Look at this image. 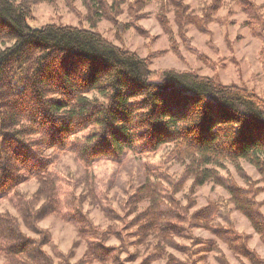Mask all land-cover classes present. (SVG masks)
<instances>
[{
	"label": "trees",
	"instance_id": "1",
	"mask_svg": "<svg viewBox=\"0 0 264 264\" xmlns=\"http://www.w3.org/2000/svg\"><path fill=\"white\" fill-rule=\"evenodd\" d=\"M72 1L65 0V4L71 6ZM155 1L159 3L157 20L163 28L169 31L167 13L171 9L181 41H189L184 26L197 20L189 15L187 0H131V20ZM39 2L47 1L0 0V204L7 202L15 212H0V235L18 241L8 251L20 264H52L40 247L49 243L50 236L40 231L37 222L58 206L55 186L59 181L50 170L61 157L78 153L90 164L101 153L121 161L127 155L154 157L165 149L161 163L145 165L143 184L131 199L134 206L148 204L131 221L135 231L109 227L107 232L130 246L147 247L153 242L156 251L141 264L164 256L162 244H169L173 237L192 239L193 254H199V260L217 250L216 242L220 241L235 256L264 264L249 247L250 235L239 232L233 222L216 224L221 209L218 203L194 210L197 188L210 183L221 186L233 210L248 221L264 245V201L257 199L264 186H256L239 165L241 161L248 163L264 179L262 99L246 88L221 85L189 71H158V80L150 81L149 57L141 58L94 31L103 18L117 23L115 16L123 0H80L91 23L89 29L45 25L33 30L27 19L31 6ZM220 6L219 0H213L208 12ZM254 7L249 5L245 11ZM114 26L117 32L124 30ZM134 27L141 33L142 29ZM184 47L197 53L189 44ZM174 53L182 59L177 49ZM160 77H164L163 83ZM42 154L48 159H40ZM170 163L183 168L173 181L166 178L165 166ZM226 163L236 167L245 186L232 177L219 176ZM30 181L38 188L27 198L18 190ZM188 182L187 204L183 206L178 195ZM41 198L49 202L35 210ZM80 222L85 225V236L97 235L89 226L91 221ZM193 229L208 231L216 240L195 238ZM32 233L43 239H35ZM123 243L119 248L91 243L78 264H91L93 259L104 264L113 259L110 253L123 251ZM68 257L73 258L72 250ZM133 258L131 254L125 261ZM170 264L185 261L170 257Z\"/></svg>",
	"mask_w": 264,
	"mask_h": 264
},
{
	"label": "rangeland",
	"instance_id": "2",
	"mask_svg": "<svg viewBox=\"0 0 264 264\" xmlns=\"http://www.w3.org/2000/svg\"><path fill=\"white\" fill-rule=\"evenodd\" d=\"M47 2H39L31 6V16L27 19V24L31 29H39L45 25H56V26H71L77 28L89 29L91 23L86 18V9L82 6L80 0L72 1L71 6L65 4V0H46ZM124 4L119 14L115 16L117 25L123 27L124 30L116 31V27L106 19H101L94 27V31L102 35L107 41L113 43L114 45L123 48L125 50L134 52L141 58L149 57L151 59L150 70L152 71L151 76L149 77L150 81H157L158 76L156 72L162 70H176V71H189L201 77H207L218 81L221 85H237L239 87L246 88L250 92L254 93L258 98L262 99L264 91H258L260 85L256 84L255 86L248 83V77L243 74L241 65L242 61H245L246 58L251 57L255 54V50L260 49V42L253 41L251 45L245 43L247 36L242 35L239 30H235L236 21L228 20L227 17L232 15V6L235 3V0H219L220 8L214 12H208L207 7L213 2V0H187L185 3L189 7V15L194 17L197 22L195 24L185 25L184 36L189 41H181L179 32L176 26L174 13L170 9L167 13V19L169 23V31L167 32L163 25L157 20L159 13V3L158 1L150 3L146 8L138 11V17L135 21L130 18V11L128 9L129 2L131 0H123ZM52 5H55V10L62 13V15L56 16V23H47L46 21L53 19L51 13L53 11ZM62 5V7H61ZM195 5V7H193ZM264 7V4L261 5ZM76 10V15L73 14ZM197 13H202V15H197ZM247 21L244 23L246 24ZM134 23V24H133ZM227 25L225 32L223 33V38L218 36L219 27ZM142 29L141 33L134 27ZM216 25V27H213ZM126 26V27H125ZM204 27V31H200L198 28ZM195 29V35H189V30ZM235 31V34H233ZM205 32V33H204ZM143 33V34H142ZM207 37V38H205ZM219 39V44L217 40ZM184 44H189L192 49L197 51V53L188 51ZM177 49L182 57L178 59L174 53ZM229 51L230 55L224 56L221 53ZM146 53V54H145ZM201 55L203 58L200 59ZM209 66H215V74L208 72ZM152 76H155L157 79H151ZM243 81V84L241 83ZM165 149L159 151L154 157L139 158L127 155L123 158L120 163V168L117 172L109 174L107 180L108 190L115 187L116 185H122L124 183L129 184L135 188V191L132 195L127 197L125 201V207H129V211L125 213L124 216H121L116 209L112 207H104L101 209L105 218L113 221V224H110L112 230L117 231L121 221H125L123 229L126 233L132 232V229H135L132 224V219L138 214L141 213L142 204H136V206L131 204V199L135 195L136 190L143 184L144 177L143 172L145 165L147 163L156 165L161 163ZM71 155L67 154L60 158V160L54 165L50 172L57 178V180L64 181L65 176L71 175V165L65 162V157H70ZM145 163V164H144ZM241 166V172L244 175L249 176L256 186L262 188L264 186L263 176L251 165L241 161L239 163ZM169 180H176L183 168L179 164L170 163L165 166ZM64 173L65 176H62L61 173ZM251 172V175L249 174ZM219 176L221 178L232 177L235 179L236 183L240 186H245L246 182L241 174L238 172L236 167L233 164L226 163L224 169H219ZM260 174L261 179L257 180L253 177ZM88 179V177H81L77 180V186L80 180ZM191 182H188L183 191L179 193L178 198L180 203L185 206L187 204L186 196L188 195L189 187ZM38 186L34 181H30L22 185L18 193L29 198L36 190ZM35 189V190H34ZM264 196V192L258 195L257 199L259 201H264L259 199V197ZM80 200L81 203L87 202V197L85 195H80L76 197ZM111 204L113 197H105ZM117 199L119 197L117 196ZM195 209L206 206L210 202H216L220 205V215L216 220V224L225 226L228 222H233L236 229L241 232L251 236L249 242V247L255 250L261 258L264 259V245L261 244L259 237L253 232L248 221L238 212L233 210L232 205L228 202L229 195L221 186L214 184H206L197 188L195 195ZM0 212H7L11 215H15L14 210L7 202H2L0 204ZM133 207V208H132ZM144 209V208H143ZM135 213V214H134ZM262 213L264 214V205L262 207ZM77 214L80 215V218L77 217ZM70 219L81 221L85 219L84 215H81L79 212ZM86 215L90 216L91 213L88 212ZM131 216V219L127 217ZM39 228V227H38ZM40 229V228H39ZM41 232L47 230L40 229ZM193 236L202 240L215 239L208 231L205 230H192ZM197 233H201L197 235ZM49 234V233H48ZM50 236V235H49ZM216 240V239H215ZM129 242H133L130 240ZM217 250H214L212 253H216L214 259L217 261V264H252L244 258H239L235 256L228 247L220 241H217ZM74 243L73 248H77ZM153 244V242L151 243ZM173 252L176 254L173 255L172 252H168L167 248L162 247L164 255L174 257L181 260L179 257L186 253V249L189 247L186 243H177L174 239L168 244ZM149 246V245H148ZM142 253L146 250L147 247L144 245L137 247ZM72 249L69 250V252ZM73 251V250H72ZM212 253L204 256L203 260H206L207 256H211ZM134 258L132 261H123V264L126 262H132L139 258V253H133ZM75 251H73V258H75ZM201 255V254H200ZM199 257V255H198ZM126 259V258H125ZM199 259V258H198ZM142 262V261H141ZM196 264V263H195Z\"/></svg>",
	"mask_w": 264,
	"mask_h": 264
},
{
	"label": "clouds",
	"instance_id": "3",
	"mask_svg": "<svg viewBox=\"0 0 264 264\" xmlns=\"http://www.w3.org/2000/svg\"><path fill=\"white\" fill-rule=\"evenodd\" d=\"M253 4L255 5L254 8H251L250 11H245V7ZM262 4H264V0H235L232 6V15L227 17L228 20H235L237 22L234 26L235 30H239L242 35L247 36L245 40L246 44L251 45L253 41L260 42V49L255 50V54L246 58L239 66L242 67L243 74L248 77L250 85H260L258 91H264V7H261ZM52 8L51 15L53 19L46 21L47 23H56L55 17L62 15V13L55 10V5H52ZM197 15H202V13H197ZM245 21H247V24L244 23ZM213 27H216V25ZM226 28V24L219 27L218 36L220 38H223ZM233 34H235V31H233ZM189 35H195V29L190 28ZM217 44H219V39L217 40ZM221 54L228 56L230 52L225 51ZM207 70L209 73L215 74V66H209ZM151 79L156 80L157 78L152 76ZM163 80L164 77H160L159 82L163 83ZM241 83L243 84V81ZM262 102H264V95H262ZM40 159H48V157L42 154ZM65 162L71 165V175L65 176L62 172L61 175L65 176V180L68 182L60 181L55 186V200L58 206L47 217L37 222V227L47 230L50 235L49 243L43 244L40 247L51 260L52 264H78V261L84 259V254L91 243H103L106 246L119 248L123 241H118L115 234L107 232L109 225L114 222L105 218L101 209L110 206L116 209L121 216H124L130 207H125V201L135 191V188L127 183L118 184L111 188L110 191L108 190L107 180L109 174L117 172L120 168V163L106 153L97 154L90 164L83 161L78 153L65 157ZM249 174L251 175V172ZM81 177H88V179L80 180L77 186V180ZM253 178L259 180L262 176L258 174ZM82 194L87 197V202L83 204L80 200L76 199V197ZM107 196L113 197L111 204L105 199ZM117 196L119 199H117ZM259 199L264 200V196L259 197ZM48 202L47 198H41L34 206L35 210H39L41 206ZM147 206L148 204L144 203L141 210ZM77 212L84 215L86 220L91 221L89 226L96 231L97 235L85 236L83 234L85 225L80 221L70 219ZM88 212L91 213L90 216L86 215ZM131 218V216L127 217V219ZM124 223H126V220L120 222L117 231H119L120 227H123ZM27 231L30 232V230ZM132 231H135V229H132ZM200 234L197 233V235ZM32 235L37 240L43 239L39 234L32 233ZM121 235L126 237L127 234L122 233ZM189 235L186 234V237ZM173 239L177 243H186L189 246V251L179 257L185 261V264H193V261L196 264H217V261L214 259L216 253L207 256L206 260H199V254H193L195 248L192 247V239H180L176 237H173ZM17 242L0 235V264H20L17 256L8 251ZM74 243L77 244V248L75 249L73 248ZM32 246L35 247V245ZM162 247L167 248L168 252H172L173 255L176 254L167 243H163ZM70 249L76 253L75 258L71 260L68 257ZM155 251L156 247L154 243L147 246L146 250L142 253L137 247L123 243V251H113L110 253L109 255L113 259L107 260L104 264H119V260H125L127 256L133 253H139V258L134 261V264H141V261L145 260L147 256ZM57 253L61 255H57ZM115 257H119V260H116ZM91 264H101V262L93 259ZM126 264H132V262H126ZM151 264H170V258L164 255L153 260Z\"/></svg>",
	"mask_w": 264,
	"mask_h": 264
}]
</instances>
